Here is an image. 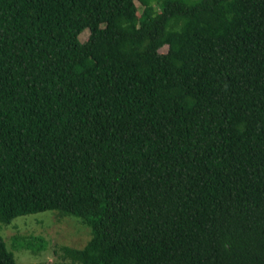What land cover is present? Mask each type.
<instances>
[{"label": "trees", "instance_id": "obj_1", "mask_svg": "<svg viewBox=\"0 0 264 264\" xmlns=\"http://www.w3.org/2000/svg\"><path fill=\"white\" fill-rule=\"evenodd\" d=\"M47 211L48 264H264V0H0V264Z\"/></svg>", "mask_w": 264, "mask_h": 264}, {"label": "rangeland", "instance_id": "obj_2", "mask_svg": "<svg viewBox=\"0 0 264 264\" xmlns=\"http://www.w3.org/2000/svg\"><path fill=\"white\" fill-rule=\"evenodd\" d=\"M136 6L138 11H141L140 4L136 2ZM87 36L88 31L85 30L80 35V40L84 41ZM166 50L167 47L163 46L159 52L164 53ZM2 235L6 247L14 254L16 264H48V261L54 259V251L61 246L85 245L90 237V228L71 216L62 217L53 211H47L16 218L11 225L2 230ZM13 236L27 241L38 238L43 242L32 245L31 249L36 251L32 253L28 248L21 247V242L11 241Z\"/></svg>", "mask_w": 264, "mask_h": 264}]
</instances>
